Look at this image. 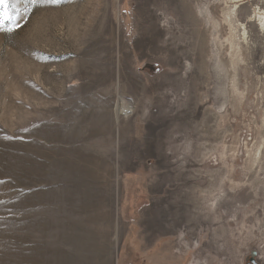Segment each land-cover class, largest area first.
I'll return each instance as SVG.
<instances>
[{
    "label": "rangeland",
    "instance_id": "rangeland-1",
    "mask_svg": "<svg viewBox=\"0 0 264 264\" xmlns=\"http://www.w3.org/2000/svg\"><path fill=\"white\" fill-rule=\"evenodd\" d=\"M233 1L10 0L0 264H264V34L239 0L232 62Z\"/></svg>",
    "mask_w": 264,
    "mask_h": 264
},
{
    "label": "bare ground",
    "instance_id": "bare-ground-1",
    "mask_svg": "<svg viewBox=\"0 0 264 264\" xmlns=\"http://www.w3.org/2000/svg\"><path fill=\"white\" fill-rule=\"evenodd\" d=\"M237 2H239V0H234L233 1V5L227 7L226 10L223 11V19H222L223 20L222 22H224V24L226 23V25L229 27L228 28L229 34H228V37L226 39V42H228V44L230 46L229 48L232 51L231 54H230L231 55L232 62L233 61L236 62L235 60H237L240 57V49H241V46L243 44H248V32H247V28H246V26L244 25L243 22H241V21H239L237 19V16H238L237 15V11H238ZM254 3H255L254 9L252 10V13L249 14V16H247V17H250V19L252 18L255 22H257V26H258L259 30L262 31L263 34H264V0H254ZM123 112H124V115H127L128 114V112L126 110H123ZM262 122H263L262 125L259 126L260 132H261V136L260 137L264 136V120ZM261 146H262V144L261 145H258V146H255L256 148L252 152H248V162H249V166L253 167L254 166V163H256L257 160L259 159V157L261 155V152H262ZM108 167L109 166L106 163L104 164V166H102L101 163L98 164V169L101 168L105 172H110V170H109ZM79 174H81V172ZM87 174L90 177H92V176L95 175V171H87ZM202 191H204V190H202ZM86 198H88V197H86ZM216 200L217 199H215L211 203L209 202L210 203V207L213 208V209L217 206V201ZM110 213H111V211H110ZM102 214H104L103 221L105 222V224L107 226H109L110 220H111L109 214L106 211H102ZM207 216H208V214H207ZM209 217H207V218H209ZM217 219H218L217 218V215H213V217L211 218L212 222L213 221H216ZM78 222H80V221H78ZM177 224H179L178 223V220H174L173 223H170L168 225V227L165 228L166 229L165 232H160V233H163L164 235H165V233L168 234V235L169 234H172V231L177 226ZM155 234H158L159 235V231L156 230L155 231ZM215 235L218 236V233L215 232ZM95 238H96V235L93 234L92 231H89L88 227L82 228V230L78 234H76L77 249L78 250H84V252H85V250L86 251L91 250V248L94 245ZM74 243H76L75 240H74Z\"/></svg>",
    "mask_w": 264,
    "mask_h": 264
},
{
    "label": "snow or ice",
    "instance_id": "snow-or-ice-1",
    "mask_svg": "<svg viewBox=\"0 0 264 264\" xmlns=\"http://www.w3.org/2000/svg\"><path fill=\"white\" fill-rule=\"evenodd\" d=\"M50 3H58V0H49ZM23 3L25 5L24 12L25 14L28 13L31 10V7H34L36 4V0H23ZM17 7V4L15 2H10V0H0V17H2L5 21L9 20L10 17L8 15V9L12 8L15 9ZM19 25H17L18 27ZM15 28L8 27L3 28L0 27V31H7L12 32Z\"/></svg>",
    "mask_w": 264,
    "mask_h": 264
},
{
    "label": "water",
    "instance_id": "water-1",
    "mask_svg": "<svg viewBox=\"0 0 264 264\" xmlns=\"http://www.w3.org/2000/svg\"><path fill=\"white\" fill-rule=\"evenodd\" d=\"M250 254H251L250 261H251V262H254V258H255V256H256V251L253 250V251H251Z\"/></svg>",
    "mask_w": 264,
    "mask_h": 264
}]
</instances>
